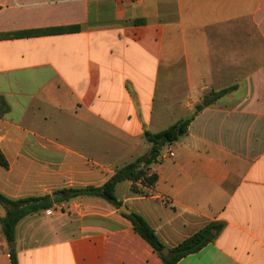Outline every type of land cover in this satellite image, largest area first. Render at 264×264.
I'll return each instance as SVG.
<instances>
[{
  "label": "crops",
  "instance_id": "obj_1",
  "mask_svg": "<svg viewBox=\"0 0 264 264\" xmlns=\"http://www.w3.org/2000/svg\"><path fill=\"white\" fill-rule=\"evenodd\" d=\"M230 86L161 149L153 187L114 194L168 250L223 223L176 264H264V0H0V193L101 185L148 149L144 131ZM10 249L18 264H164L93 196L25 216L14 248L0 226V264Z\"/></svg>",
  "mask_w": 264,
  "mask_h": 264
},
{
  "label": "trees",
  "instance_id": "obj_2",
  "mask_svg": "<svg viewBox=\"0 0 264 264\" xmlns=\"http://www.w3.org/2000/svg\"><path fill=\"white\" fill-rule=\"evenodd\" d=\"M75 29H77V27L34 30L29 32V34L37 35L47 32L56 33ZM14 35L19 36L22 34L18 33L13 34V36ZM234 87L235 86H230L217 91L212 90L208 94H205L201 101L196 104L192 115L179 120L165 129L155 133L144 131V137L149 144L147 151L144 154L137 156L131 162L117 168L101 185L63 188L54 192L53 196L42 195L9 198L0 193V205L5 210L4 215L0 218V226L6 242H14L15 227L18 221L31 213L49 209L54 202L68 200L79 196H93L102 198L114 207L119 208L121 202L116 199L114 194V188L118 182L128 179L132 181V189L134 190L136 189V182H140L146 187H153L158 179V174L152 170L151 165L158 161L161 149L165 145L173 143L178 138V131L181 134L185 133L190 120L203 107L213 103L216 99L228 93ZM5 109H7V106ZM0 165L4 167H7L8 165L7 159L1 149ZM122 215L131 222L133 230L146 240L159 254L164 264H176V262L186 254L198 251L204 245L213 241L224 226L222 222L210 221L177 245L170 248L168 254L160 255V251L164 246L158 239L154 229L146 222V220L136 213H122ZM9 257L11 264H18L14 249L9 250Z\"/></svg>",
  "mask_w": 264,
  "mask_h": 264
},
{
  "label": "water",
  "instance_id": "obj_3",
  "mask_svg": "<svg viewBox=\"0 0 264 264\" xmlns=\"http://www.w3.org/2000/svg\"><path fill=\"white\" fill-rule=\"evenodd\" d=\"M180 135V132L178 131V136ZM119 211L124 214H130V210L123 204L119 207ZM9 248H14V242L8 243ZM169 253V250L167 247H163L160 251V255H166Z\"/></svg>",
  "mask_w": 264,
  "mask_h": 264
},
{
  "label": "rangeland",
  "instance_id": "obj_4",
  "mask_svg": "<svg viewBox=\"0 0 264 264\" xmlns=\"http://www.w3.org/2000/svg\"><path fill=\"white\" fill-rule=\"evenodd\" d=\"M193 111H194V110H193ZM190 115H192V114H190ZM190 115L179 116V118H183V117L186 118V117H189ZM146 151H147V150H146ZM146 151L144 150V153H145ZM141 153H143V152H141ZM138 156H139V155H138ZM136 157H137V156H136ZM136 157H135V158H136ZM135 158H134V159H135ZM130 160H131V159H130Z\"/></svg>",
  "mask_w": 264,
  "mask_h": 264
},
{
  "label": "built area",
  "instance_id": "obj_5",
  "mask_svg": "<svg viewBox=\"0 0 264 264\" xmlns=\"http://www.w3.org/2000/svg\"><path fill=\"white\" fill-rule=\"evenodd\" d=\"M48 210V209H47Z\"/></svg>",
  "mask_w": 264,
  "mask_h": 264
}]
</instances>
